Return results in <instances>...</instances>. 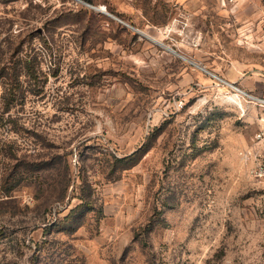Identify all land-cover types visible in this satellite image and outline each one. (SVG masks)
<instances>
[{
  "label": "rangeland",
  "instance_id": "374dc122",
  "mask_svg": "<svg viewBox=\"0 0 264 264\" xmlns=\"http://www.w3.org/2000/svg\"><path fill=\"white\" fill-rule=\"evenodd\" d=\"M82 1L0 0V264H264V0Z\"/></svg>",
  "mask_w": 264,
  "mask_h": 264
},
{
  "label": "built area",
  "instance_id": "2783aa9c",
  "mask_svg": "<svg viewBox=\"0 0 264 264\" xmlns=\"http://www.w3.org/2000/svg\"><path fill=\"white\" fill-rule=\"evenodd\" d=\"M237 91L238 88L234 87ZM241 91V90H239ZM241 93L249 97L261 110L260 128L256 133L252 147L244 152V160L252 164L250 174L264 185V97L255 96L246 92Z\"/></svg>",
  "mask_w": 264,
  "mask_h": 264
},
{
  "label": "trees",
  "instance_id": "16d2710c",
  "mask_svg": "<svg viewBox=\"0 0 264 264\" xmlns=\"http://www.w3.org/2000/svg\"><path fill=\"white\" fill-rule=\"evenodd\" d=\"M34 68H35V67H34ZM84 200H85V199H83V203H82L81 205H79L76 209H74V210L68 215V217H67L68 220H66L67 222L70 221V222H69L70 224L73 223V222L75 221V219L77 218V214H76V213H79V212L83 213V212L89 210V209H87L88 207H87L86 203H84ZM70 230L73 231V230H75V229H70Z\"/></svg>",
  "mask_w": 264,
  "mask_h": 264
},
{
  "label": "water",
  "instance_id": "95a60500",
  "mask_svg": "<svg viewBox=\"0 0 264 264\" xmlns=\"http://www.w3.org/2000/svg\"><path fill=\"white\" fill-rule=\"evenodd\" d=\"M78 2H81V3H83V4H86V5H89V4H87V3H85V2H83L82 0H77ZM89 6H91V5H89ZM97 10H99L100 11V9L99 8H96ZM174 52V51H173ZM175 54H177L176 52H174ZM177 55H179V54H177ZM180 56V55H179ZM182 57V56H181ZM182 58H184V57H182ZM185 60H187L186 58H184ZM187 61H189L190 63H194V62H192V61H190V60H187ZM203 71H206L205 69L203 70ZM207 72V71H206ZM207 73H209V72H207ZM211 74V73H210ZM213 75V74H212ZM215 77H217V76H215ZM218 78V77H217ZM218 79H220V78H218Z\"/></svg>",
  "mask_w": 264,
  "mask_h": 264
},
{
  "label": "bare ground",
  "instance_id": "6f19581e",
  "mask_svg": "<svg viewBox=\"0 0 264 264\" xmlns=\"http://www.w3.org/2000/svg\"><path fill=\"white\" fill-rule=\"evenodd\" d=\"M100 11L101 12H104V13H106V14H108L107 12H105L104 10H102V9H100ZM201 68V67H200ZM202 70H204L203 68H201ZM226 84H228V85H230V86H232L231 84H229V83H226Z\"/></svg>",
  "mask_w": 264,
  "mask_h": 264
}]
</instances>
